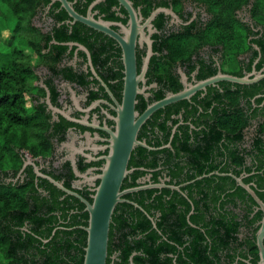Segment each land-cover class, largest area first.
<instances>
[{
  "label": "flooded vegetation",
  "instance_id": "1",
  "mask_svg": "<svg viewBox=\"0 0 264 264\" xmlns=\"http://www.w3.org/2000/svg\"><path fill=\"white\" fill-rule=\"evenodd\" d=\"M254 1L232 7L229 15L222 0H64L65 5L32 0L23 21L13 16L15 34L25 41L17 47L36 56L26 110L37 131L31 135L33 128L28 129L25 145L14 147L15 161L0 166V184L20 188L28 209L43 211L45 250L55 244L62 252L86 234L89 213L83 200H93L123 99V44L117 37L132 35L141 74L138 115L169 94L182 97L154 110L138 130L137 139L151 148H133L121 190L157 186L124 193L119 203L134 209L116 213L114 208L110 229L115 216L125 222L124 238L139 239L141 232L128 231L141 220L143 250L156 249L153 256L141 253L144 264H195L211 258L212 214L232 209L236 220L248 212V226L257 227V247L262 212L254 218L257 204L235 192L243 188L238 178L250 180L244 183L255 191L254 169L264 158V15L252 12ZM256 75L247 83L226 77ZM228 118L238 127H229ZM28 220L20 231L29 232ZM250 227L239 226V241L219 253L222 264H258V247V258L251 261L247 243L240 244ZM152 229L158 233L154 239L146 236ZM196 235L202 238L199 245ZM224 252L233 260L226 262ZM110 263L121 264L119 250L107 254Z\"/></svg>",
  "mask_w": 264,
  "mask_h": 264
},
{
  "label": "trees",
  "instance_id": "2",
  "mask_svg": "<svg viewBox=\"0 0 264 264\" xmlns=\"http://www.w3.org/2000/svg\"><path fill=\"white\" fill-rule=\"evenodd\" d=\"M10 10L12 16H18L20 22L24 20L27 15L32 12L33 4L32 0H0ZM217 4L220 0H211ZM219 1V3H218ZM227 6V12L230 15L232 13V7H239L246 3L248 0H222ZM252 12L264 15V0H255ZM3 15L0 9V16ZM6 26L0 28V32L5 30ZM17 31V25L12 29V35L6 40V49L1 50L3 58L0 61V166H3L9 161H15L17 156L14 151L16 144L22 146L28 138V129L30 134L36 130V124L34 115L29 114L26 110L27 92L30 91L31 82L30 79L34 77L33 69L31 68V56L32 54L18 48L13 43L14 34ZM28 42V41H27ZM30 43V42H29ZM33 45V43L31 44ZM36 47V44L34 43ZM39 55V52H38ZM230 118L227 120L228 126H236L230 122ZM20 127V131L17 130ZM235 137H239L240 133L234 132ZM41 134V133H40ZM141 148V147H140ZM143 149V148H142ZM146 152V151H145ZM151 159L155 158L154 152L149 151ZM148 153H144L140 156L146 158ZM134 159L132 158V161ZM247 170H251V167H246ZM256 172L253 174L257 176L255 180V191L258 196L264 201V158H259V163L254 169ZM261 170V172H258ZM248 179L245 178L244 182L248 183ZM235 192L240 193V196H248L251 204H254V200L251 196L247 195L245 190L238 187ZM28 199L21 193L20 188H13L12 186H5L0 184V264H82L83 251L82 248L85 242V235L83 239L77 240V244L69 243L68 246H63V251L55 245L51 244L49 249L48 243H42L41 238L47 237V233L40 229L39 225L44 221V213L40 209H28ZM39 206V205H38ZM148 208V207H147ZM118 209H134L131 204L118 203L115 207L117 213ZM114 211V213H115ZM218 209L217 213H213L211 217V258L206 261L195 260V264H222L221 255L219 253L225 249L229 250L232 247V243H237L239 226L243 228L250 227L247 222L248 212L246 211L241 219L236 220L235 214L232 209ZM225 212V213H224ZM115 215V214H114ZM261 217V211L258 210L254 213V218L259 219ZM29 219L31 227L29 232H23L18 229L23 223V220ZM191 221L198 223L196 217L192 216ZM247 221V222H246ZM115 225L111 226L109 230L108 248L107 254L110 255L115 250L120 251L121 264H129L128 257L131 252H134L133 262L134 264H144V259L141 253H146L151 256L156 255L155 247L148 245L143 250L144 231L146 228L141 226L142 222L132 227L128 233L134 232L137 236L141 232V238L128 239L124 238L127 232L123 231L124 220L117 219L114 216ZM251 229V227H250ZM255 226L251 229L250 235L245 233L240 244L244 241L249 247V253L253 256L251 261L257 260L256 253L257 247L255 245ZM123 231V232H122ZM16 232L17 234H14ZM24 233V234H23ZM249 234V233H248ZM146 236L149 238L158 237L157 230L152 229ZM201 237L194 238L196 245L201 244ZM69 242V241H68ZM73 248V250H71ZM226 250V251H227ZM243 258L246 257L242 254ZM223 258L226 262L233 260V255L230 253H223ZM110 260V257H108ZM155 262V259L152 258ZM237 264H247L244 261H237Z\"/></svg>",
  "mask_w": 264,
  "mask_h": 264
},
{
  "label": "water",
  "instance_id": "3",
  "mask_svg": "<svg viewBox=\"0 0 264 264\" xmlns=\"http://www.w3.org/2000/svg\"><path fill=\"white\" fill-rule=\"evenodd\" d=\"M63 4L64 0H61ZM65 5V4H64ZM70 14L76 17L69 10ZM87 24L101 28L110 35L117 37L112 32H109L103 26L94 24L87 19H82ZM123 44V62H124V91L123 99L120 107L117 110L116 126L114 132L111 133L110 151L106 156V162L100 174V182L96 187L95 194L91 203L83 200L86 203V210L89 213L85 227V242L82 264H106L108 234L110 229V221L113 210L117 203L124 201L121 196L126 192H132L138 189L154 187L157 185H146L128 188L121 190L122 181L125 178L128 169L127 164L131 151L135 146L141 145L146 148H151L145 141L137 139V132L143 122L150 114L165 105L168 102L181 98L182 94H169L166 98L152 103L140 115L136 112L134 106L136 103V95L142 92L138 84L141 79V74H137L134 52V37L133 35L125 40L117 37ZM229 80L247 83L259 77L256 75L253 79L247 77L226 76ZM36 169V168H35ZM36 172H39L36 169ZM51 182L60 188L63 186L47 177ZM238 184L242 186L252 199L257 204V208L262 212L259 228L256 232V244L258 247L259 260L258 264H264V202L257 196L255 191L244 183L240 178L237 179ZM132 262V257L130 258ZM112 264V263H110ZM131 264H134L133 262Z\"/></svg>",
  "mask_w": 264,
  "mask_h": 264
},
{
  "label": "rangeland",
  "instance_id": "4",
  "mask_svg": "<svg viewBox=\"0 0 264 264\" xmlns=\"http://www.w3.org/2000/svg\"><path fill=\"white\" fill-rule=\"evenodd\" d=\"M0 9L2 13H4V16L3 15L0 16V28L3 26H6L5 30L0 32V61H1L3 58V54H1L2 53L1 50L6 49L7 47V45L5 44L6 40L8 39L10 35H12V29L14 26V18L12 14L10 13V10L1 1H0ZM13 43L16 46H19V45L21 46V44L22 46H24L25 41L20 40L18 37V34L17 35L14 34ZM31 60L32 61L36 60V56L34 54H32Z\"/></svg>",
  "mask_w": 264,
  "mask_h": 264
}]
</instances>
